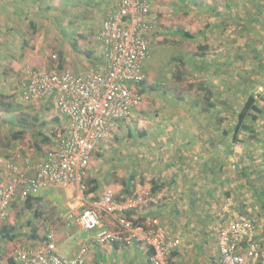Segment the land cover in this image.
I'll use <instances>...</instances> for the list:
<instances>
[{
  "label": "rangeland",
  "instance_id": "1",
  "mask_svg": "<svg viewBox=\"0 0 264 264\" xmlns=\"http://www.w3.org/2000/svg\"><path fill=\"white\" fill-rule=\"evenodd\" d=\"M26 1L32 18H28L27 28L22 26L18 33L23 36L20 42L23 53L30 54V66L47 70L93 69L98 61L93 38L108 9V0ZM151 17V57L145 67L142 100L134 113L119 121L112 134L103 140L106 147L100 148V143L96 146L77 192L87 194L86 190L92 185L88 180L94 178L101 185L98 187L99 196L110 188L118 201L121 195L126 197L121 179L135 173L130 196L142 195L143 202L133 208L156 212L145 223V230L163 226L173 233L160 215L168 205L165 199L169 195L165 193L174 189L179 179L193 177L199 189L224 188L216 181L224 185L234 182L236 191L225 189L224 192L230 194L223 196L224 199L239 198L253 179L261 183L260 186L264 183V0H155ZM177 75L181 80L176 78ZM21 77L18 72L14 82L7 77L0 80L2 158H8L10 149L15 146L24 147L23 152H30L33 156L42 154L49 146L38 136L40 109L20 98ZM203 86L214 89L211 107L206 105ZM249 91L254 93L260 112H255L256 119L248 122L252 130L240 131L231 146L230 156L225 158L223 145L230 139L235 109ZM16 118L20 124L14 122ZM44 119L42 121L50 124L48 118ZM62 125L60 122L59 127L52 130L54 136ZM21 127L24 130L13 138L12 133H17ZM192 130L210 133L202 135L206 137L198 136V140L204 142L207 154L198 153L199 148L186 153L184 135ZM141 131L145 134L141 135ZM195 139V136L190 137V143ZM199 157L205 160V168L201 167ZM190 162L194 164H188ZM183 165L188 170L183 169ZM151 179L171 188L165 189L164 194L161 191L164 187L152 194ZM197 179L200 183L196 182ZM62 189L51 186L39 194L58 197L64 195ZM197 193L203 196L200 192L191 193L188 213L177 212L183 214L180 230L186 232L188 245L182 247V242L179 244L178 253L170 259L172 264L215 263L214 226L215 223L219 226L223 220L219 214H215L214 220L213 217L203 218L202 210L196 211L197 202L203 199L198 198ZM40 195L38 200L32 199L30 205L20 200L13 204L14 214L18 211L15 227L7 228L10 227L7 219L0 224V264H11L12 252L18 245H36L55 225L57 228L63 223L57 209L59 206L62 213V207L67 209V205L52 203ZM117 214L127 216L123 210L112 213L118 217ZM107 217L103 215L101 222L112 231H120L116 217ZM90 233L94 235V231L82 232L85 236ZM79 235L81 231L77 233ZM120 236L118 241L104 245L96 243L90 250L87 264H148V244H136L140 240L134 238L127 241L124 230Z\"/></svg>",
  "mask_w": 264,
  "mask_h": 264
},
{
  "label": "built area",
  "instance_id": "2",
  "mask_svg": "<svg viewBox=\"0 0 264 264\" xmlns=\"http://www.w3.org/2000/svg\"><path fill=\"white\" fill-rule=\"evenodd\" d=\"M155 0H110L105 16L95 32L98 61L93 69L47 70L26 67L20 79L19 95L24 101L48 100L63 125L46 150L37 156L10 149V157H0V224L7 219L15 201H26L51 186H80L96 146L108 138L117 123L131 116L141 100L145 66L151 57V17ZM83 188V186H82ZM143 202V196H130L120 203L106 188L99 200L66 214L67 223L81 231H94L95 243L104 245L143 235L153 246V264H168V257L179 246L180 238L163 226L145 230L132 220H120V231L101 223L103 213L112 215ZM222 219V217H220ZM223 220V219H222ZM68 225V226H69ZM256 216L234 211L216 232V264H257L260 248ZM36 245H18L12 252L18 264H87L88 244L73 256L60 254L50 233Z\"/></svg>",
  "mask_w": 264,
  "mask_h": 264
},
{
  "label": "crops",
  "instance_id": "3",
  "mask_svg": "<svg viewBox=\"0 0 264 264\" xmlns=\"http://www.w3.org/2000/svg\"><path fill=\"white\" fill-rule=\"evenodd\" d=\"M0 5L2 6V4ZM6 8H8L9 10H11V8H14V9L16 8L17 10H20V13L23 19L20 21V26H26L27 28L28 18H32V15H30V12H28L30 10V5L27 1L25 2V0H19L18 4H15L14 7L9 6V4H7ZM8 20H11L10 13H8L7 11H4L3 13L0 12V80L1 79L6 80L3 78L7 77V80L10 79L12 82H14L18 72H21V75H22V72L26 67H31L30 66L31 57L28 52L23 53L22 51L23 45H20V42L23 41L22 34H19L16 30L14 33L12 32L10 33V31L6 32V30H4ZM14 42H18V43H14ZM263 76H264V73L262 74V77ZM28 102L31 103L33 106H36L38 109H40V114L42 115L40 117V134H41L40 137L49 138V142H50L51 137L54 136V132L52 130L57 129L59 127L60 122L63 123L62 117L58 115L55 106L48 100L41 99V100H34V101H28ZM45 107H47V109ZM42 118L49 119L50 121V124H48L49 126L46 124L45 121H42ZM11 120H13V117L11 118ZM14 122H17L18 124H20L17 118L14 119ZM206 134L209 135L210 133L207 132L206 130H203V131L192 130V131H188L187 133H185L183 142L185 143L184 148H186L187 150L186 153H188V150L193 151L199 148L198 150L200 151L198 153L207 154L206 152H204V146H203L204 142H200L198 140L199 137H206V136H202ZM186 135L188 137L187 140H186ZM194 136L196 137V139L190 143L189 138L194 137ZM178 141H180V137H178ZM49 142H46V143H49ZM200 143H202V145ZM100 144H101L100 148L104 149V147H106V144L104 143V141H101ZM223 152H224V145H223ZM230 152H231V148L229 149V153ZM138 156L140 155L138 154ZM229 156L230 155H228V157ZM199 159H200L199 162H201V167L205 168V165H204L206 163L205 160H203L201 157H199ZM188 164L193 165L194 163L190 162ZM182 168L185 170H188L185 165H183ZM190 176H193V175L190 174ZM203 176H205V173ZM198 180L199 179H197L196 182L200 183V181ZM194 181L195 179L193 177H189V176L183 177L178 180L177 182L178 185L174 189L167 191L165 193L166 195H169L168 198L165 199L168 205L166 204V209L164 210V213L160 215V217L161 218L164 217V219L167 221L169 226H171L172 230H174L172 234L180 238L179 244L182 242L181 243L182 247L187 246L188 238H187L186 232L185 231L183 232L182 229L180 230L183 214L177 213V212L188 213L187 212L188 211V197L193 192H200V194L203 196H199V194L197 193L198 198H201V199L203 198V199L202 201H198V199L196 198L198 201L196 211L200 212L202 210L203 218L213 217V219L215 220V214H219L220 217H222V219L224 220V219H227L232 212L242 211V209H245L250 215L256 216L258 220L257 236L259 238V241L262 242V246H263L262 253H261V257H263V261L261 262L260 260V262L257 264H264V196L259 195L257 198V196L254 194V192H258L259 183H257L255 179H253L251 183L245 186L248 189L247 191H244L245 194L243 193L242 195L239 196V198L232 197V198L224 199L223 196L225 197L227 196V193L224 192L225 189L227 190L228 188H230L232 189V191H236L235 190L236 184L234 182L229 183V185H226V184L224 185V184H221V181L220 182L216 181L218 185H222L224 188H222L221 186H218L219 187L218 189H215V188L213 189L200 188L199 189L197 185L194 183ZM96 183L98 187L101 186L99 185L100 182L98 180L96 181ZM204 183H207V181H205ZM54 187H59V186H54ZM78 187L79 186H73V185H70L64 188L61 187L63 188L62 190L64 191V195H60L58 197L55 195H50V194H45V195L39 194L40 196H43L47 200L51 201L52 203H61L64 206L67 205V207L69 208L68 210V208L66 209V207H62V213H61V210L58 206L57 212L58 214H60V216H62L63 223H60V225H58L57 228L55 227L56 225L54 224L55 226L50 232L57 251L64 256H73L74 254L78 252L79 248L83 244H88L89 253H90V250L92 251V248L94 247V245H97L93 239V233H90L89 235L85 236L84 234H82V232L84 231H81L75 223H70L69 225L66 220V214L71 209L79 210L83 207L91 205L93 202L99 200L100 198V196L97 194L99 193L100 189L97 188L98 190H96L95 192H90L88 194H80L77 192ZM170 188L168 186H165L161 191L163 193L165 189L169 190ZM136 189H138V187ZM214 194L218 195V197L216 198ZM39 195L34 196L36 200H38ZM211 198L214 199V202L212 201ZM40 200L43 201L42 197L40 198ZM203 201H205L204 204L202 203ZM14 203H16V201ZM14 203H12V205L9 207V210H8L7 222L10 225V227H7V228L15 227L17 224V221H15V218L17 216L16 213H18V211L14 214V210L12 208ZM206 204L207 206L205 207L204 205ZM143 209L141 211H137L138 209H134V208L123 210L127 214V216H130V218H133V219H130L127 216H123L122 214H117L118 217L114 215H109L106 213H103V215H108L107 218H110L109 216H112L113 218L116 217L115 219L117 223H120V220H123V219L134 220V222L135 221L138 222V225L142 226L145 229L146 228L145 223H148L150 220V217L153 216L156 212L153 211V213H151V211H148L147 209H144V210ZM129 210H132L130 215H128ZM203 223H205V220L203 221ZM102 225L107 227L106 225H104V223H102ZM214 227L216 228V231L214 233L215 253H216L217 251L216 232L219 226L218 224L215 223ZM80 231H81V235L77 236V233H80ZM45 237L46 236L43 235L42 238H45ZM141 237H144V236L139 235V239L137 240H140V241H137V242L135 241L136 244L140 242V243H147L149 245V241H147L146 238H143L141 240L140 239ZM20 245H23V244H20ZM93 251L95 250L93 249ZM87 259H88V256H87ZM186 264H194V263L190 262Z\"/></svg>",
  "mask_w": 264,
  "mask_h": 264
},
{
  "label": "trees",
  "instance_id": "4",
  "mask_svg": "<svg viewBox=\"0 0 264 264\" xmlns=\"http://www.w3.org/2000/svg\"><path fill=\"white\" fill-rule=\"evenodd\" d=\"M1 1H3V2H1ZM18 2H19V0H5V1L4 0H0V4H2V6L0 5V12L3 13L4 11H7L8 13H10V18H11V20H8V22L6 24V27L4 29V30H6V32L7 31L8 32L10 31V33L11 32L14 33L15 30L17 32H21L22 31V29H21L22 26H20V21L23 20V19H22L20 10H17L16 8L15 9L14 8H11V10H9L8 8H6V5L7 4H9V6L14 7V5L15 4H18ZM109 2H110V0H108V3ZM30 14H31V12H30ZM105 14H106V11H105ZM105 14H104V16H105ZM103 17H102V19H103ZM152 31H153V28H152V30L150 32V46H151V33H152ZM94 37H95V35H94ZM93 39H94V42H95L94 44L96 46H98L97 43H96V41H95V38H93ZM97 50H98V48H97ZM98 54H97V57H99ZM60 55H62V53H60ZM59 65L61 66V63ZM145 78H146V75H145ZM176 78L181 80V77L179 75H177ZM144 82H145V80H144ZM202 90H203V96H204L205 101H206V105L208 107L209 106L210 107L213 106V102H212L211 98L214 95V89L212 87H210V86H203L202 87ZM144 91H145V89H144V85H143V87H141L140 90H139V92L142 94V96H143ZM255 112H258L259 113L260 112V109L257 106L256 97H255L254 93L251 92V91H249L245 95V97L242 100V102L239 105V107L235 109V112H234L235 121H234L233 125L231 126L230 139L227 142L224 143V152L222 153V155L225 158L228 157V155H229L228 154L229 153V149L231 148L232 144L235 141H237V137H238V134L240 133V131L241 130H246V131H251L252 130V126L248 122L249 121H253V120L256 119L257 114ZM131 113H134V110ZM21 121H22V119H21ZM26 125L28 127V124H26ZM23 130L24 129L22 127L19 128V131L17 133H16V131L12 133V137L13 138H17L18 135H20ZM140 134L143 135L145 133L143 131H141ZM38 136H41V134L39 133ZM41 139H42V141L49 142V138H41ZM51 139H52V137H51ZM36 150L37 151L40 150V148H39L38 145L36 146ZM135 178H136L135 173H130L128 175V177L121 179V185H123V188H122L123 190L122 191L126 195V197L123 196V195H121L122 198H120L118 200V201H120V203L125 202L127 200V198L131 195L132 187L134 185L133 182L135 181ZM96 181L97 180L94 179V178L91 179V180H88V182L91 183L92 185L88 188V190H86V193L87 194L90 193V192H95L97 190L98 185H97ZM260 184L261 183H259V185H258V192H254V194L257 196V198L260 195V193H261L262 196H264V183L261 186H260ZM163 187H164V183H160V182L157 183V182H155L154 180L151 179V181H150V192L152 194H155L156 192L160 191ZM229 194H230V192H227V195H229ZM32 199H35V197H33V196L32 197H28L26 199V201H25L26 204L30 205V201ZM240 212L249 214L245 209H242V211H240ZM133 224L134 225H138V222H133ZM256 238L258 240L259 248H260V252H259V256H258V260H257V263H258L261 260L262 242L259 241V238L258 237H256ZM44 239L45 238H43V240ZM148 246H149V248H148V251H147L148 252V258H147V260H148V264H149L150 262H152L151 261V256L154 253V248L151 245H148ZM177 250H178L177 248H175V249L172 250L170 256L167 259L168 264L169 263L172 264L170 259H171L172 256H175L178 253ZM217 259H218V255H217V251H216V255H215V258H214V261H215L214 264L217 263ZM10 262L12 264L16 263L13 260V258L10 259Z\"/></svg>",
  "mask_w": 264,
  "mask_h": 264
}]
</instances>
